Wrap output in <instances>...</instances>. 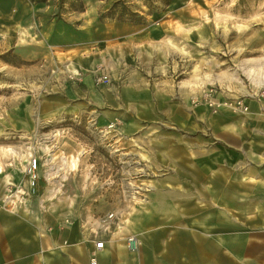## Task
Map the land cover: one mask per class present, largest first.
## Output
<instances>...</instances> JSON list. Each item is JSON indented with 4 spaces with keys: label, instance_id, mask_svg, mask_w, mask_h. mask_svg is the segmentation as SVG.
Returning a JSON list of instances; mask_svg holds the SVG:
<instances>
[{
    "label": "rangeland",
    "instance_id": "obj_1",
    "mask_svg": "<svg viewBox=\"0 0 264 264\" xmlns=\"http://www.w3.org/2000/svg\"><path fill=\"white\" fill-rule=\"evenodd\" d=\"M113 1L0 0V263H15L7 223L55 255L68 228L111 229L109 212L139 243L133 216L166 188L211 226L264 195L245 186L264 167V0H121L144 23L99 21ZM75 44L93 66L71 75Z\"/></svg>",
    "mask_w": 264,
    "mask_h": 264
},
{
    "label": "crops",
    "instance_id": "obj_2",
    "mask_svg": "<svg viewBox=\"0 0 264 264\" xmlns=\"http://www.w3.org/2000/svg\"><path fill=\"white\" fill-rule=\"evenodd\" d=\"M117 29L121 32L124 27L118 26ZM61 53L59 61H63L65 69L71 75L93 66L91 49L75 44ZM53 58L56 59V56ZM84 79L91 82L89 76ZM1 166L0 173L5 174V167ZM252 166L246 167L245 186L248 188L252 181V185H259L264 191V167L254 169ZM253 181H257L256 184ZM165 190L162 197L151 198L148 214H143L142 209L135 212L134 233L138 234L140 242L134 250L128 248L125 240L127 234L118 229L121 220L112 212L115 219L111 229L99 228L98 231L90 229L82 232L73 226L61 232L62 238L70 245L62 246L64 248L56 251L55 255L37 252L35 244L29 245L28 237L15 235L13 228L7 223L6 230L12 236L10 241L7 237L6 248L10 247L12 252V257L8 260L11 259L14 264H35L32 263V258L37 257V264H89L91 256L97 259L98 264H264V195L255 201L247 194L244 205L246 209L241 210L246 215L244 223L238 221V202L235 200L233 204L230 203L229 211L218 206L220 210L228 212L225 224H219L216 220L211 226V222H206L205 209L203 216L199 215L200 211L191 216L189 206H186V210L176 212L178 203L170 197L168 189ZM99 239L103 241V247L95 249L94 241ZM50 240L48 236L44 243L48 244ZM27 248L30 249L26 252Z\"/></svg>",
    "mask_w": 264,
    "mask_h": 264
},
{
    "label": "built area",
    "instance_id": "obj_3",
    "mask_svg": "<svg viewBox=\"0 0 264 264\" xmlns=\"http://www.w3.org/2000/svg\"><path fill=\"white\" fill-rule=\"evenodd\" d=\"M105 81H108L107 78H103ZM39 161L38 158L35 157L34 155H30L26 161V168H25V173L28 176V184L30 188V192L33 195H36V184H37V178H38V170H39ZM115 215L113 213H108L105 216H103L101 222L102 225L108 228V224H112ZM110 226V225H109ZM126 244L130 250H134L138 244V241L135 237L133 236H128L126 238ZM94 247L95 249H100L103 247V241L102 240H95L94 241ZM89 264H97V260L95 257H91L89 259Z\"/></svg>",
    "mask_w": 264,
    "mask_h": 264
},
{
    "label": "trees",
    "instance_id": "obj_4",
    "mask_svg": "<svg viewBox=\"0 0 264 264\" xmlns=\"http://www.w3.org/2000/svg\"><path fill=\"white\" fill-rule=\"evenodd\" d=\"M170 0L163 1V4L168 5ZM73 10H83V4L79 8H73ZM104 18L113 19L115 21H129L134 24L144 23L145 17L139 12L130 9L121 0H115L111 3L109 8L99 14V21Z\"/></svg>",
    "mask_w": 264,
    "mask_h": 264
}]
</instances>
